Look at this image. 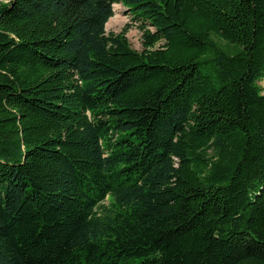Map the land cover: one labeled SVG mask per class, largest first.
I'll return each mask as SVG.
<instances>
[{
    "label": "trees",
    "instance_id": "obj_1",
    "mask_svg": "<svg viewBox=\"0 0 264 264\" xmlns=\"http://www.w3.org/2000/svg\"><path fill=\"white\" fill-rule=\"evenodd\" d=\"M0 264H264V0H0Z\"/></svg>",
    "mask_w": 264,
    "mask_h": 264
},
{
    "label": "rangeland",
    "instance_id": "obj_2",
    "mask_svg": "<svg viewBox=\"0 0 264 264\" xmlns=\"http://www.w3.org/2000/svg\"><path fill=\"white\" fill-rule=\"evenodd\" d=\"M115 15L108 21L106 30L108 33H120L126 29V36L133 49L141 51L143 48V33L138 23L126 12L122 5H116Z\"/></svg>",
    "mask_w": 264,
    "mask_h": 264
}]
</instances>
